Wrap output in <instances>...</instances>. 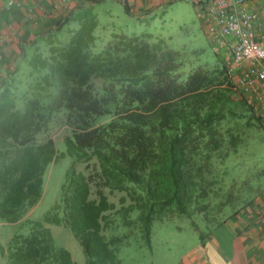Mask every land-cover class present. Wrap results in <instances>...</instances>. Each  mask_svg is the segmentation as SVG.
<instances>
[{"label":"trees","instance_id":"trees-1","mask_svg":"<svg viewBox=\"0 0 264 264\" xmlns=\"http://www.w3.org/2000/svg\"><path fill=\"white\" fill-rule=\"evenodd\" d=\"M95 27L86 16L68 39L50 36L48 54L40 43L27 58V79L26 61L0 83V221L20 222L42 198L45 171L59 158L48 136L56 114L63 112L70 132L66 154L84 165L68 169L60 205L0 247L7 264H74L47 225L72 232L85 264H120L117 249L128 235L104 234L119 219L150 247L154 221L203 213L207 230L193 228L204 245L236 212L225 216L228 205L210 198L250 126L241 106L263 128L264 119L235 99L222 60L186 74L182 52L147 34L116 35L94 52ZM105 190L124 194L119 209Z\"/></svg>","mask_w":264,"mask_h":264},{"label":"rangeland","instance_id":"rangeland-1","mask_svg":"<svg viewBox=\"0 0 264 264\" xmlns=\"http://www.w3.org/2000/svg\"><path fill=\"white\" fill-rule=\"evenodd\" d=\"M93 34L94 52L101 51L112 41L115 34L126 37L147 34L154 39L164 41L169 48L182 52L186 59L184 64L186 74L195 68H211L222 60L210 45L201 20L190 0H177L145 22L136 23L116 19L113 23L99 24ZM63 36V39L71 37V35ZM42 43L44 45H40L41 53L48 54L47 41ZM31 57H28V61ZM28 61L22 69L23 79H27L26 76L32 70ZM231 89L236 95L235 99L239 101L240 96L236 94L233 86ZM245 104L251 109L246 102ZM240 109H242L241 114L248 118L250 126L243 129L242 140L237 151L228 155L221 167V171H224L221 192L219 191L217 197L212 195L210 198L211 203L228 205L223 211L225 216L230 212L248 207L251 203L254 204L256 199L264 194V128L255 119L250 118V112H247L243 106ZM252 114L256 116L254 112ZM49 128L48 136L54 141L59 158L47 167L42 198L28 211L25 219L18 223L0 221V247L5 248L15 234H28L30 227L27 221L41 220L47 212L60 205L61 186L71 166H74L77 171H84L83 164L75 162L66 154L64 139L70 132L64 124L63 112L54 116ZM214 189H218V186ZM92 191L91 197L95 198L94 188ZM105 193L109 201L116 205V209H119V199L124 194L118 192L110 194L108 190H105ZM227 198L230 202H227ZM136 215V212L132 213L131 218L135 219ZM193 223H196L201 230H207L203 213L196 211L190 217L175 215L162 223L154 221L151 225L150 247L143 242L138 228L129 230L121 225L120 219L104 234L106 237L128 235L127 243L117 249L120 264H178L200 243ZM47 227L51 230L56 244L70 252L74 264H85L82 248L68 228L56 225H47ZM0 264H7L1 252Z\"/></svg>","mask_w":264,"mask_h":264},{"label":"crops","instance_id":"crops-1","mask_svg":"<svg viewBox=\"0 0 264 264\" xmlns=\"http://www.w3.org/2000/svg\"><path fill=\"white\" fill-rule=\"evenodd\" d=\"M176 1L0 0V83L23 66L42 41L52 35H73L86 16L94 19L95 29L116 19L145 22ZM247 4L256 10L264 0ZM178 264H264V194L236 210Z\"/></svg>","mask_w":264,"mask_h":264},{"label":"built area","instance_id":"built-area-1","mask_svg":"<svg viewBox=\"0 0 264 264\" xmlns=\"http://www.w3.org/2000/svg\"><path fill=\"white\" fill-rule=\"evenodd\" d=\"M247 1L193 0V4L234 91L264 119V4L252 10Z\"/></svg>","mask_w":264,"mask_h":264}]
</instances>
